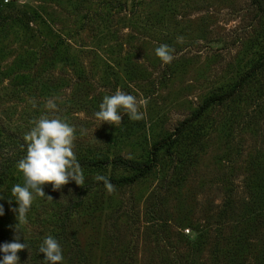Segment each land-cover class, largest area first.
<instances>
[{
	"label": "rangeland",
	"instance_id": "374dc122",
	"mask_svg": "<svg viewBox=\"0 0 264 264\" xmlns=\"http://www.w3.org/2000/svg\"><path fill=\"white\" fill-rule=\"evenodd\" d=\"M162 44L169 63L155 54ZM262 60L264 0H0V243L24 236L26 264L47 235L63 264H264ZM247 71L173 135L149 173L112 191L96 183L129 175L108 161L149 159L154 142ZM117 90L137 98L142 119L101 125L94 113ZM42 116L74 126L77 159L103 164L80 162L82 186L45 185L22 236L8 196L22 183L24 136Z\"/></svg>",
	"mask_w": 264,
	"mask_h": 264
},
{
	"label": "clouds",
	"instance_id": "9594fccd",
	"mask_svg": "<svg viewBox=\"0 0 264 264\" xmlns=\"http://www.w3.org/2000/svg\"><path fill=\"white\" fill-rule=\"evenodd\" d=\"M155 54L164 63L173 59L167 45L157 47ZM45 107L54 110L56 105L49 101ZM98 107L94 116L101 125L107 123L115 127L121 123L123 115L133 121L142 119L137 98L120 90L112 95H105ZM75 132L74 126L63 119L42 116L33 121V126L25 134L26 153L15 165L22 174V183L12 185L8 196L9 203L14 201L17 205L11 211L15 213L17 221L14 228L22 236L21 225L26 222L34 198L46 196L43 191L45 185L51 184L53 190H58L69 182H75L78 186L85 184L81 164L73 151ZM95 179L102 181L108 191L113 190L107 177L97 175ZM0 199L3 197L0 196ZM3 215L4 207L0 205V216ZM20 240L21 236L17 234L12 242L0 243V264H20L17 253L28 248L24 236L23 243ZM37 251L44 255L43 264H63L62 248L54 236L43 237Z\"/></svg>",
	"mask_w": 264,
	"mask_h": 264
},
{
	"label": "trees",
	"instance_id": "16d2710c",
	"mask_svg": "<svg viewBox=\"0 0 264 264\" xmlns=\"http://www.w3.org/2000/svg\"><path fill=\"white\" fill-rule=\"evenodd\" d=\"M261 64H264V61ZM250 72H252V71H247L241 77H239V79L235 82V84L232 87H230L226 93L218 94V95H210L209 97L205 98L189 118L182 120L179 123V125H177V127L175 128L174 133L172 135H169L168 137L162 138V139H160V140H158L152 144L149 159H147L145 161H134V160H130V159H123L120 157L119 158L116 157V158L108 161V162L112 161V163L124 166L126 169L131 171V173L129 175L119 176V177H115V176L114 177L113 176H108V177L105 176V177H107L109 179L111 184L122 185V184L132 183L136 179H138V178L146 175L147 173H149L152 170L155 162L157 161V152L161 148H163L168 154H171V149L174 146V144L176 143L175 137H173V135H176L178 133L183 132L188 126H190L193 123V121L197 120L201 116V114L208 107H210L213 103H215V102L219 103L223 99L228 98V96H230L232 93H234L236 91L237 86H241L242 84H244L246 77L250 76ZM18 149H19V147H18ZM17 152L18 151H16V153ZM7 159L11 160V161L13 160V151H12L11 157L8 156V158H5V160H7ZM101 160L102 159H89L86 161H80L78 159V161L81 162L82 164H84L85 166H94V167L101 166L103 164V162ZM105 160H108V159H105ZM12 164L13 163H11V165ZM8 166H10V165H8ZM3 179H4V171L2 172V170L0 169V180H3ZM96 183L103 184L102 181H96ZM156 194L157 193H155V195ZM79 199H81V196H79ZM70 208L71 207L69 206L68 209H70ZM65 220H66V217H63L62 221H65ZM64 228H65L64 223H61L60 230L56 234V236H60L61 238H63L64 237ZM0 232H1V230H0ZM3 238H6V236H3ZM35 256H36V258L33 259L31 264H43V261H42V259L44 258L43 253L39 254L37 252L35 254ZM25 262L26 261H24V260H20V264H26Z\"/></svg>",
	"mask_w": 264,
	"mask_h": 264
}]
</instances>
